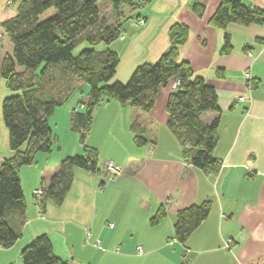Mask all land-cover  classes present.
<instances>
[{
    "label": "crops",
    "instance_id": "obj_1",
    "mask_svg": "<svg viewBox=\"0 0 264 264\" xmlns=\"http://www.w3.org/2000/svg\"><path fill=\"white\" fill-rule=\"evenodd\" d=\"M134 1L135 8H125L120 19L121 36L109 44L119 56L114 78L125 82L138 64L155 62L170 46V27L185 25L188 36L177 59L215 89L220 107L218 114L200 115L204 123L218 117L216 165L202 170L182 158L180 143L167 127L165 105L172 90L167 85L159 88L148 112L115 101L97 106L84 143L97 149L98 171L74 168L64 201L42 204L33 195L42 178L48 179L64 157L84 152L80 134L70 127L71 113L88 91L84 85L50 117L51 151L36 153L31 164L20 168L25 220L19 226L18 218L6 219L19 228L20 237L0 247V264H23L22 248L39 234H46L54 254L69 264H264V22L213 27L209 19L220 0ZM194 2L204 6L201 16L192 10ZM99 3L112 18L110 4ZM242 3L264 10V0ZM16 6L13 0H0V68L12 52L1 23L16 13ZM225 34L231 50L224 54ZM133 120L144 131L142 146L134 143ZM11 155L8 142H0V164ZM107 161L121 168L111 181ZM205 201L208 216L179 242L173 229L176 213ZM160 207L166 215L151 225Z\"/></svg>",
    "mask_w": 264,
    "mask_h": 264
},
{
    "label": "trees",
    "instance_id": "obj_2",
    "mask_svg": "<svg viewBox=\"0 0 264 264\" xmlns=\"http://www.w3.org/2000/svg\"><path fill=\"white\" fill-rule=\"evenodd\" d=\"M13 1L17 3L16 13L1 23L12 44V52L4 56L0 75L6 87L15 93L3 98L1 103V117L12 155L0 164V247H10L20 237L19 228H12L6 219L18 218L19 226L25 220L20 168L31 164L36 153L51 151L50 117L73 91L84 85L88 86L86 96L73 109L70 119L71 129L80 134L84 152L64 157L48 179L42 178V204L46 200L58 205L64 201L74 168L98 171V151L84 143L97 106L115 101L148 112L154 106L159 88L172 86L174 82L178 84L172 87L165 105L167 127L178 139L186 162L202 170L214 168L218 117L204 123L200 115L218 114L220 107L215 89L194 75L188 62L177 59L178 47L188 36L185 25L173 24L169 29V48L155 62L138 64L128 79L121 82L114 79L118 54L108 47L100 50L96 47L109 45L121 36L120 19L125 18L124 9H133L138 2L101 0L110 4V18L101 13L100 0ZM49 9L53 10L51 16L39 20ZM192 10L201 16L204 6L194 2ZM263 22L264 10L246 6L242 0H220L209 19L211 26L223 30L230 24L246 26ZM83 42L90 48L75 55L73 50ZM230 50L229 37L225 34L220 52L225 54ZM130 129L137 146L146 144L144 131L136 120ZM209 209L210 203L205 201L179 210L173 226L174 237L184 243L206 219ZM165 215L164 208L160 207L150 218V224H158ZM20 257L23 264H69L54 254L46 234L35 236L22 248Z\"/></svg>",
    "mask_w": 264,
    "mask_h": 264
},
{
    "label": "rangeland",
    "instance_id": "obj_3",
    "mask_svg": "<svg viewBox=\"0 0 264 264\" xmlns=\"http://www.w3.org/2000/svg\"><path fill=\"white\" fill-rule=\"evenodd\" d=\"M100 10H101V13L102 14H106V8L101 4L100 6ZM53 13V10L52 9H49L47 11H45L44 13H42L40 16H39V20H44L46 19L47 17L51 16V14ZM7 39H9L7 36L5 37ZM115 41V40H114ZM112 41V42H114ZM110 48V45H104V44H98L97 45V49H104V48ZM84 48H90V46L83 42L82 44H79L74 50H73V53L76 55L78 54L82 49ZM92 48V47H91ZM122 69L120 68V71ZM120 74V72H119ZM115 79V78H114ZM116 80V79H115ZM0 142L3 143L4 141L5 142H8V135H7V129L6 127L4 126V123H3V120H2V117H1V103H2V100L3 98L7 97V96H10L12 94H14L15 92L12 91L11 89L7 88L6 85H5V81L4 79L1 77L0 75ZM122 82V81H121ZM2 93V94H1ZM5 133V134H4Z\"/></svg>",
    "mask_w": 264,
    "mask_h": 264
},
{
    "label": "built area",
    "instance_id": "obj_4",
    "mask_svg": "<svg viewBox=\"0 0 264 264\" xmlns=\"http://www.w3.org/2000/svg\"><path fill=\"white\" fill-rule=\"evenodd\" d=\"M136 23H143V20L142 19H137L136 20ZM245 79H249L250 76H249V73H246L245 76H244ZM178 82H174L172 84V87L175 88L177 86ZM238 100H242L241 97L238 98ZM105 167V171H106V175H107V179L109 181L111 180H114L116 179L117 176H119L121 174V168L116 165L115 163H113L112 161H107L104 165ZM42 189L41 188H38V189H35L33 191V195L34 197H42ZM90 238V232H87L86 233V236H85V239L88 240ZM95 246L97 245V243L94 244ZM230 245V241L227 240L225 241V247H229ZM137 252L138 253H142V248L140 246L137 247Z\"/></svg>",
    "mask_w": 264,
    "mask_h": 264
}]
</instances>
